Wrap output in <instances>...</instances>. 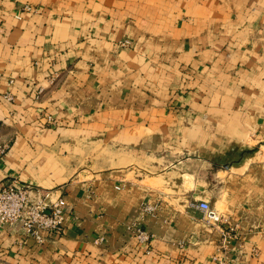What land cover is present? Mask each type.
Segmentation results:
<instances>
[{"label":"crops","instance_id":"obj_1","mask_svg":"<svg viewBox=\"0 0 264 264\" xmlns=\"http://www.w3.org/2000/svg\"><path fill=\"white\" fill-rule=\"evenodd\" d=\"M7 90L0 191L68 211L0 264H264V0H0Z\"/></svg>","mask_w":264,"mask_h":264},{"label":"built area","instance_id":"obj_2","mask_svg":"<svg viewBox=\"0 0 264 264\" xmlns=\"http://www.w3.org/2000/svg\"><path fill=\"white\" fill-rule=\"evenodd\" d=\"M124 45L130 43L129 40L122 42ZM12 84L13 80L10 79ZM0 96L7 101H13L14 96L7 90L0 93ZM47 121L51 122L50 116ZM8 143H0V156L7 151ZM31 187L27 184L13 183L4 185L0 191V228L19 224L25 235L34 238L36 242L43 243L46 238L61 233L64 227L68 206L66 199L62 196L50 198L47 192L38 201L34 202L30 196ZM198 207L203 212V218L207 223L219 227L224 221L219 211L214 209L207 201H201ZM46 232V236L41 232ZM133 231L138 242L145 245L150 251L149 244L151 236L149 232L139 224L133 227ZM224 236L231 237L229 230H223ZM216 258V257H215Z\"/></svg>","mask_w":264,"mask_h":264}]
</instances>
